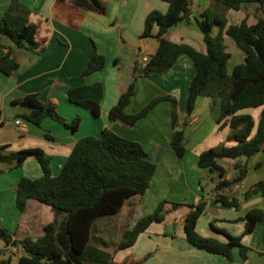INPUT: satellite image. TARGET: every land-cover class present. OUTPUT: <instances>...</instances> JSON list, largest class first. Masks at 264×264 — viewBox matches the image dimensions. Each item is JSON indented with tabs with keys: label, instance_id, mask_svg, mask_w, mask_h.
Here are the masks:
<instances>
[{
	"label": "crops",
	"instance_id": "obj_1",
	"mask_svg": "<svg viewBox=\"0 0 264 264\" xmlns=\"http://www.w3.org/2000/svg\"><path fill=\"white\" fill-rule=\"evenodd\" d=\"M18 1L30 10L31 22L39 26L38 39L46 40L47 43L40 48L28 45L14 47L9 41L2 40L3 44L14 48V58L19 67L12 75L0 71V147L7 146L1 154L42 149L51 159L52 175L57 176L80 139L87 136L101 137L104 130H110L141 143L149 160L158 167L150 188L142 198L129 199L117 216L104 217L100 224L99 220L94 224L87 256L95 261L106 262L111 255L114 264H264V218L257 222L250 234H245L244 219L252 210L264 211V190L245 198L249 189L264 182L263 152L250 158L218 161L225 169L223 178L228 181H232L237 175L236 164L248 167V174L242 182L231 188L220 189V171L202 169L198 166V160L203 151L228 139L229 126L220 129L215 121L214 129L205 143L202 144L203 140L197 147L191 150L187 148L184 158H179L172 146L170 102H161L148 117L135 126L108 119L111 108L134 81L140 57L150 58L158 50L157 38H142L147 16L154 10L166 13L169 4L163 0H102L106 11L98 14L73 7L68 1ZM212 1L193 0L190 15L169 31L168 38L175 43H186L206 52L204 35L197 22L202 11L215 4ZM11 2L12 0H0V19ZM258 7V3H249L240 11L229 10V23L239 24L247 18L249 25L256 24ZM217 31L213 33L216 34ZM230 40L226 37V45ZM8 47H0V58L7 54ZM96 49L105 55L106 67L84 77L83 72ZM244 59L245 54L241 52L239 64ZM195 75L193 60L183 54L163 74L139 77L136 93L126 112L137 113L153 98L171 95L177 99V111L184 118V109ZM94 83H101L104 87L102 114L98 118L90 110L72 103L68 98L70 88ZM30 94H36L43 102L55 105L67 123L81 116L79 130L75 133L50 117L41 126L23 119L22 116L30 113V109L15 104L14 101ZM212 105V98L198 99L195 112L184 123L186 147L192 140L187 131L200 117L208 118V114L213 113ZM261 111V108L247 109L240 113L253 114L258 122ZM218 114L219 111L216 117ZM203 127H200L202 131ZM225 144L231 146L236 143ZM14 163L0 159V227L7 229L14 241H37L45 235V227L55 220V213L50 206L36 199H30L25 211H21L17 205V192L22 178H40L43 170L34 156H29L21 166H15ZM210 183H215L214 189L209 190L207 185ZM220 194L230 200L236 198L240 203L239 208L216 203ZM164 200L179 204L207 202L206 210L198 220L197 231L204 237L223 242L228 241L226 232L234 237L241 236L242 244L249 248L247 259H243L238 247L233 250V261H229L209 249L191 244L185 234V218L191 210L187 206L169 211L166 220L152 224L139 235L135 245L118 250L124 229H132L141 218L152 214ZM64 219V215L59 218L61 223ZM0 242L4 248L0 253L9 255V259L0 258V262L20 264L22 258L30 257L21 245L10 244L11 249H7L8 244Z\"/></svg>",
	"mask_w": 264,
	"mask_h": 264
},
{
	"label": "trees",
	"instance_id": "obj_2",
	"mask_svg": "<svg viewBox=\"0 0 264 264\" xmlns=\"http://www.w3.org/2000/svg\"><path fill=\"white\" fill-rule=\"evenodd\" d=\"M68 1L73 7L103 14L106 6L102 0H61ZM169 4L166 13L152 11L146 18L142 38L155 37L159 47L145 67L138 62L134 81L118 102L111 108L108 119L111 122L122 121L135 126L145 119L161 103L172 104V146L179 158L187 153V136L184 123L195 112L200 97H211L213 105H219L216 122L220 129L230 127L229 140L236 144H221L219 147L203 151L198 160L202 169L219 170L218 188H231L242 182L247 174L246 165L236 164L237 175L232 181L225 180V169L218 164L223 159L250 158L264 153V0H213L214 5L204 9L198 19V25L204 35L206 52L186 43H175L168 38L169 31L188 17L192 11L193 0H163ZM249 3H258L257 22L249 25L247 18L239 24H230L229 10L240 11ZM71 6V7H72ZM30 10L18 0H12L0 19V47L5 39L14 47L25 45L34 48L44 46L47 41L39 40V26L30 20ZM157 28V32L155 29ZM217 33L214 34V30ZM229 37L243 51V63L229 71L231 53L226 45ZM0 58V71L12 75L19 67L14 58V48ZM188 55L196 67V75L191 83L189 98L184 109V118L178 113V101L171 95L153 98L146 106L134 114L126 112L127 106L136 93L137 79L142 76L163 74L172 68L179 58ZM106 67L105 55L96 49L86 66L83 76L102 71ZM143 69V75L138 71ZM104 87L101 83L72 87L68 91L69 100L84 107L98 118L102 114ZM15 104L28 107L30 113L23 119L41 126L50 117L77 132L82 117L77 116L71 123L57 111L55 105L45 103L36 94L27 95ZM261 108L260 120L256 122L253 114L240 113L247 109ZM51 139V136L47 134ZM7 146L0 147V159L21 166L29 157L39 161L43 176L37 179L22 178L18 185L17 205L25 211L30 199H36L52 208L55 220L45 227V235L37 241L26 239L14 241L12 234L0 227V241L10 245H21L30 256L22 258L20 264H114L111 255L106 262L95 261L87 256L91 231L101 218L118 215L126 202L132 198H142L150 188L157 172V165L149 160L148 153L141 143L126 139L110 130H104L101 137L87 136L80 139L57 176L51 173V159L42 149H28L2 155ZM264 190V182L258 183L245 193L250 198ZM216 203L225 207L239 208L236 198L229 199L220 194ZM184 204L164 200L156 210L141 218L132 229H124L118 250L132 247L139 235L152 224L162 223L167 213ZM191 210L185 218V234L188 241L198 247L209 249L213 253L233 261V250L238 247L244 260L249 248L242 244V237H234L226 232L227 242L202 236L197 231L200 217L206 210L207 202L186 204ZM65 216L61 223L59 218ZM264 218V211L255 209L246 216L245 234L254 231L258 221ZM214 227V225L212 224ZM139 263V262H137ZM0 264H10L1 261ZM126 264V263H123Z\"/></svg>",
	"mask_w": 264,
	"mask_h": 264
},
{
	"label": "rangeland",
	"instance_id": "obj_3",
	"mask_svg": "<svg viewBox=\"0 0 264 264\" xmlns=\"http://www.w3.org/2000/svg\"><path fill=\"white\" fill-rule=\"evenodd\" d=\"M212 3H214V1H212ZM232 19H233V17H232ZM215 31H217V29L216 30H214V32ZM227 46H228V51L232 54V57H231V59L229 60V65H228V67H229V70H230V72H232V70L234 69V67L236 66V65H238L239 64V61H238V59L240 58V54H241V52H243L242 50H240L231 40H230V42L228 41L227 42ZM205 97H207V96H205ZM209 98H211V97H209ZM197 110H199V107H198V109ZM212 111H213V113H210V114H208V118L207 117H205V116H202V117H200V119L187 131V135L188 136H191V141H190V144H188V146L186 147V148H188L189 150H191L192 148H195V147H197L198 145H200L201 144V142L203 141V143L202 144H204L205 143V140H206V138L210 135V133L213 131V129H214V125H215V121H216V114H217V112L219 111V105L218 104H216V105H212ZM213 120V121H212ZM201 125H203L204 127H203V131L200 129V127H201ZM230 135V134H229ZM229 135H228V137L227 138H229ZM231 142H234V141H232V140H229V139H227L226 141H224V143H222V144H225V143H231ZM235 143V142H234ZM221 144H218V145H215V146H213L212 148H216V147H219ZM207 187L209 188V190L210 189H214V187H215V183H210V184H208L207 185ZM210 192V191H209ZM206 195V194H205ZM184 206H187L186 204H184L183 206H181V207H178L177 208V210L178 209H182ZM188 207V206H187ZM115 216H117V215H115ZM112 217H114V216H112ZM101 220H102V218L101 219H99V224H100V222H101ZM98 226V225H97ZM110 246V245H109ZM114 246H116V245H114Z\"/></svg>",
	"mask_w": 264,
	"mask_h": 264
},
{
	"label": "built area",
	"instance_id": "obj_4",
	"mask_svg": "<svg viewBox=\"0 0 264 264\" xmlns=\"http://www.w3.org/2000/svg\"><path fill=\"white\" fill-rule=\"evenodd\" d=\"M149 59L150 58L148 56H141L140 60H139L140 65L142 67H145L146 64L148 63ZM6 247H7V249H11V246H9V245L8 246L6 245ZM3 249H4L3 244H2V242H0V251H2Z\"/></svg>",
	"mask_w": 264,
	"mask_h": 264
},
{
	"label": "water",
	"instance_id": "obj_5",
	"mask_svg": "<svg viewBox=\"0 0 264 264\" xmlns=\"http://www.w3.org/2000/svg\"><path fill=\"white\" fill-rule=\"evenodd\" d=\"M144 70L140 69L138 71L139 74H143ZM0 258H5V259H9V255L8 254H4V253H0Z\"/></svg>",
	"mask_w": 264,
	"mask_h": 264
}]
</instances>
